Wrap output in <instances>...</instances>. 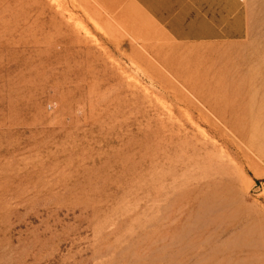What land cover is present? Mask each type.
<instances>
[{"label":"rangeland","instance_id":"1","mask_svg":"<svg viewBox=\"0 0 264 264\" xmlns=\"http://www.w3.org/2000/svg\"><path fill=\"white\" fill-rule=\"evenodd\" d=\"M141 9L0 0V264H264V0Z\"/></svg>","mask_w":264,"mask_h":264},{"label":"crops","instance_id":"2","mask_svg":"<svg viewBox=\"0 0 264 264\" xmlns=\"http://www.w3.org/2000/svg\"><path fill=\"white\" fill-rule=\"evenodd\" d=\"M214 1L135 0L145 15L178 42L209 40L212 39L209 34L222 30L217 19L221 13H214Z\"/></svg>","mask_w":264,"mask_h":264}]
</instances>
